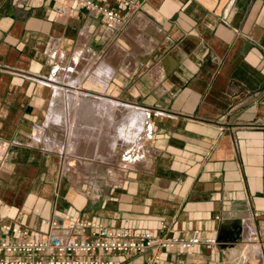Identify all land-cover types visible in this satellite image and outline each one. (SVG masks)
<instances>
[{
  "label": "crops",
  "instance_id": "obj_1",
  "mask_svg": "<svg viewBox=\"0 0 264 264\" xmlns=\"http://www.w3.org/2000/svg\"><path fill=\"white\" fill-rule=\"evenodd\" d=\"M135 1L103 0L125 17L109 27L84 8L58 16L61 0H0V236L38 239L47 219L155 233L163 223L219 246L163 251L158 264H264V0ZM75 52L99 63L91 94L148 112L145 163L115 182L63 173L36 137L44 76Z\"/></svg>",
  "mask_w": 264,
  "mask_h": 264
},
{
  "label": "built area",
  "instance_id": "obj_2",
  "mask_svg": "<svg viewBox=\"0 0 264 264\" xmlns=\"http://www.w3.org/2000/svg\"><path fill=\"white\" fill-rule=\"evenodd\" d=\"M61 1L54 9L60 17L67 14L68 8H84L94 15L103 16L109 27L119 26L125 19L119 10L103 5V0ZM113 1L127 10L136 6L135 0ZM160 224L159 231L155 233L132 228L127 221L117 226H98L79 218L59 224L47 219L42 223L47 230L38 239L13 241L0 236V264H121L117 255L130 257L147 250L152 253L150 263L158 264L163 251L177 248L189 253L195 246L211 251L218 249V240L202 235L198 229H193L188 237H183L169 234L167 226ZM261 262L264 263V257Z\"/></svg>",
  "mask_w": 264,
  "mask_h": 264
},
{
  "label": "bare ground",
  "instance_id": "obj_3",
  "mask_svg": "<svg viewBox=\"0 0 264 264\" xmlns=\"http://www.w3.org/2000/svg\"><path fill=\"white\" fill-rule=\"evenodd\" d=\"M75 55H78L76 57H82V55H80V53L78 54V52H75ZM85 61H87V59H85ZM85 61H83V64L86 63ZM90 66V64L87 66L86 71H90ZM53 70L54 76L60 73L58 67H55ZM70 72L72 73L74 71L69 69L66 71L67 74L65 78L55 76L58 80H47L48 82L46 83L54 91L61 90L66 92L69 102V111L71 112V119L69 121L70 133L67 140V147L65 149L66 163L63 169L64 172L67 175L73 174L71 176L77 180H85L83 177L81 178L77 173H75L77 171L75 167V160L73 159L77 157L75 154L81 155L83 159L86 158V156H90L92 158V160H89L93 162L90 172L95 170L97 171L98 168L95 167L96 163L100 164V162H108L111 159L115 161L119 158L122 162L127 164L129 161L139 159V154L133 160L130 156L127 157V152L131 149H138V142L141 140L142 135L149 133L150 124L147 120V112L141 108L138 111L127 114V110L132 108L134 109L135 107L128 103L126 104L114 99L110 100L100 95L97 96L88 92L80 93L75 91V89L81 85L80 80L83 77L80 78V76L82 71L81 69H78L74 74H72V76H68ZM84 73L85 72L82 74ZM69 87L74 90H68ZM119 118H122V121L119 124H116L115 122ZM57 120L58 119L56 118L55 122H57ZM128 124H137L143 129L142 134L134 141H127L124 138V134H126V130L124 129L128 126ZM89 131L94 133V135H91L90 133L87 134ZM91 138L94 140V142L91 141L94 144L91 145V150H89V143H87L85 139L89 141L88 139ZM115 164L117 165V163ZM122 167V169L107 167L109 169V178L114 181L115 179L117 180L124 177V173H126L125 171L128 168H125L124 166Z\"/></svg>",
  "mask_w": 264,
  "mask_h": 264
},
{
  "label": "rangeland",
  "instance_id": "obj_4",
  "mask_svg": "<svg viewBox=\"0 0 264 264\" xmlns=\"http://www.w3.org/2000/svg\"><path fill=\"white\" fill-rule=\"evenodd\" d=\"M76 56H78V55H75V53H68L67 55L63 54V55L56 57L54 59V61L50 64L47 74L44 76L46 78L45 82L47 83L48 82L47 80H58L55 76H58V77L60 76L59 78H65V76L67 74L66 71H68L69 69L74 71V72H72V73L70 72L68 76H72V74H74L78 69H81L82 72H81L80 78H82V77L83 78L80 80L81 85L77 89H75V91L80 92V93H83V92H85V93H87V92L88 93H90V92L96 93V91L98 92V90H100V88H101L100 87V84H101L100 83V75H99V71L97 70L98 64H99L98 61L95 64H91L92 65L91 68L93 70H92V72H90V71L88 72V71H86V68H87V66H89V64L87 61H85V59H87L89 57H85L83 55H82V57H84V58L76 57ZM83 61H85L86 63L83 64ZM55 67H58L60 73H58V75L54 76V73H53L54 70L53 69ZM83 72H85V73L82 74ZM62 73H63V76H62ZM69 89L74 90L71 87H69L68 90ZM49 90H50V94H49L48 102H47V106H46L47 115L44 118L41 126L38 127L39 129H37V131H35V133H36V137H38L39 140L43 139L44 142L46 143L47 147H49V149L52 152H54L56 154V156L59 157L60 168L63 171V173H65L63 169H64V165L66 163L65 149L67 147V142H68L67 140H68L69 133H70V130H69L70 129V122L69 121L71 119V112L69 111V102H68V98L66 96V92L61 91V90H55L54 91L51 87H49ZM105 98H107V97H105ZM107 99H109V98H107ZM123 103H125V102H123ZM128 104H130V103H128ZM130 105H132V104H130ZM132 106L135 108L134 109L132 108L133 110L132 109L127 110V114H130L132 112H135V111H138L139 109H141V108H138L134 105H132ZM144 111L147 112L146 110H144ZM147 115H148V112H147ZM125 116H127V115H125ZM56 118L58 119L57 122H55ZM121 121H122V118H119L116 120L115 123L119 124ZM124 130H126V134H124V138L127 141L136 140V138H138L143 132L142 131L143 129L140 127V125H137V124H130V125L128 124V126H126V128ZM116 132H117V130H116ZM89 133L91 135H94V133H92L90 131L87 134H89ZM148 136H149V133H147L146 135H142L143 138L141 137V140L138 142L139 143L137 146L138 149L128 150L127 157L130 156L133 160L137 157L138 154L140 155L139 159H137L135 161H129L128 164L125 162H122L119 158H117L115 161H113L111 159L110 161H108L109 163L108 162H104V163L100 162V164L96 163L95 167L98 168V169L96 168L97 171L95 170L93 172H90L91 166H93V162L89 161V160H92V158L90 156H88V157L86 156V158L83 159V157H81V155L75 154V155H77V157L73 158L75 160V167L77 170L75 173H77L81 178L83 177V179L99 178V180H101V179L105 178V176H109V172H108L109 169L108 168H114L115 169V168H118L120 166L118 169H120V168L122 169L123 168L122 166H124L125 168L129 169V167H133V166H137V165H143V163H145V159H146L147 154H148L147 153V145H148V141H149ZM88 140L89 141H87V139H85V141L87 143H89V150H91L90 149L91 145L94 144L91 141L94 142V140L92 138L88 139ZM116 161H118V162H116ZM115 163H117V165ZM118 163H120V164H118ZM69 175H73V174H69ZM74 176H75V174H74Z\"/></svg>",
  "mask_w": 264,
  "mask_h": 264
}]
</instances>
